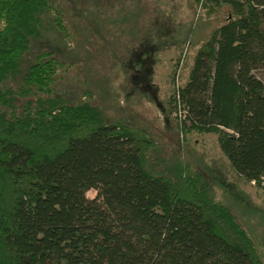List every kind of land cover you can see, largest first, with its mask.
<instances>
[{"label": "trees", "instance_id": "1", "mask_svg": "<svg viewBox=\"0 0 264 264\" xmlns=\"http://www.w3.org/2000/svg\"><path fill=\"white\" fill-rule=\"evenodd\" d=\"M193 2L228 12L172 95L181 123L214 135L264 193V0ZM62 5L0 0V264H264L200 172L171 169L151 135L110 123L89 97L69 101V65L53 52L25 67L45 21L66 31Z\"/></svg>", "mask_w": 264, "mask_h": 264}, {"label": "rangeland", "instance_id": "2", "mask_svg": "<svg viewBox=\"0 0 264 264\" xmlns=\"http://www.w3.org/2000/svg\"><path fill=\"white\" fill-rule=\"evenodd\" d=\"M65 8V32L49 20L44 40L25 54L27 68L42 51L67 63L58 88L69 101L89 97L110 123L151 135L174 171L182 164L202 174L214 201L227 206L264 262V193L239 177L214 135L187 131L174 91L192 59L228 9L206 17L193 0H51ZM264 84V70L255 72ZM90 96H87V95ZM95 190L85 196L93 199Z\"/></svg>", "mask_w": 264, "mask_h": 264}, {"label": "built area", "instance_id": "3", "mask_svg": "<svg viewBox=\"0 0 264 264\" xmlns=\"http://www.w3.org/2000/svg\"><path fill=\"white\" fill-rule=\"evenodd\" d=\"M182 112H183V116L182 117L179 116L180 122H182L186 117V111L183 110Z\"/></svg>", "mask_w": 264, "mask_h": 264}]
</instances>
